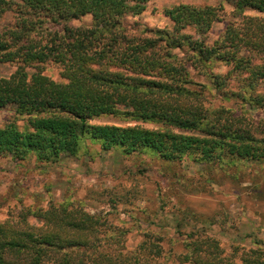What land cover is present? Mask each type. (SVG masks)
<instances>
[{
  "label": "trees",
  "instance_id": "16d2710c",
  "mask_svg": "<svg viewBox=\"0 0 264 264\" xmlns=\"http://www.w3.org/2000/svg\"><path fill=\"white\" fill-rule=\"evenodd\" d=\"M230 1L233 16L242 20L228 21L211 42L221 6L175 5L164 10L172 26L153 28L124 24L142 14L148 0H0V22L16 13L15 23L0 29V61L18 65L0 76V108L14 106L17 115L28 116L26 129L15 121L0 126V154L20 159L34 152L41 161H55L75 155L89 135L105 150H151L171 161L188 155L201 162H264V17L245 14H264V0ZM88 14L92 25L69 24ZM50 62L62 67L66 81L44 74ZM215 63L227 70L214 71ZM192 69L209 74L211 84L195 87ZM206 88L241 101L242 108L209 105ZM246 105L260 112L252 114ZM104 115L136 123H91ZM43 220L36 225L22 211L0 221V264H169L166 256L158 263L148 259V253L161 255V246L146 249L145 256L139 249L105 248L94 215L63 207ZM189 237L195 262L227 264L216 239ZM240 260L264 264V246L243 252Z\"/></svg>",
  "mask_w": 264,
  "mask_h": 264
},
{
  "label": "rangeland",
  "instance_id": "374dc122",
  "mask_svg": "<svg viewBox=\"0 0 264 264\" xmlns=\"http://www.w3.org/2000/svg\"><path fill=\"white\" fill-rule=\"evenodd\" d=\"M179 4L223 8L208 36L211 42L228 21L242 20L233 16L235 6L230 0H148L146 10L139 16L126 17L124 24L131 27L141 22L153 28H170L172 22L164 10ZM245 14L264 17L253 9H247ZM15 20L16 13H7L0 29ZM92 23L93 17L88 14L69 24L86 27ZM212 65L216 72L227 70L221 63ZM17 66L0 61V76H10ZM42 68L54 80L66 81L58 63L50 62ZM28 70L34 71L31 67ZM191 76L197 82L195 87L211 84L209 74L203 70L192 69ZM205 96L213 107L243 105L239 100H225L209 88ZM246 106L254 115L260 112ZM10 121L26 129L28 116L17 115L14 106L0 108V126ZM91 123L136 122L104 115ZM139 123L147 128L157 127L151 122ZM63 207L98 218L95 234L105 239L107 249H139L145 256L146 249L161 246L162 254L148 253L149 260L158 263L166 256L169 264H207L192 258L194 240L189 234L195 233L205 242L216 239L223 250L220 258H228L227 264H241L243 252L264 246V162H201L188 155L171 161L151 150L125 153L120 146L105 150L101 140L89 135L75 155H62L55 161H41L34 152L20 159L0 154V221L26 211L30 222L42 225L44 215ZM121 233L124 243H119ZM201 246L209 247L204 243Z\"/></svg>",
  "mask_w": 264,
  "mask_h": 264
}]
</instances>
